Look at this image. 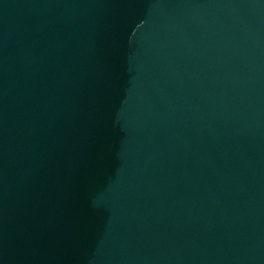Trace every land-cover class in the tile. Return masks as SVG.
<instances>
[{
    "label": "water",
    "instance_id": "obj_1",
    "mask_svg": "<svg viewBox=\"0 0 264 264\" xmlns=\"http://www.w3.org/2000/svg\"><path fill=\"white\" fill-rule=\"evenodd\" d=\"M0 264H264V0H0Z\"/></svg>",
    "mask_w": 264,
    "mask_h": 264
}]
</instances>
